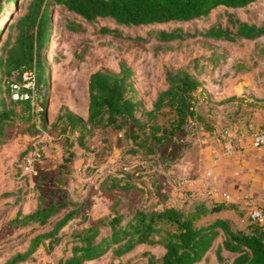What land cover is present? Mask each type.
<instances>
[{
  "label": "trees",
  "instance_id": "1",
  "mask_svg": "<svg viewBox=\"0 0 264 264\" xmlns=\"http://www.w3.org/2000/svg\"><path fill=\"white\" fill-rule=\"evenodd\" d=\"M256 1L27 0L25 10L12 20L6 38L0 40V145L8 141L9 126L32 121L38 131L48 127L58 129L60 137L66 141L64 146L74 139L85 149L89 148L88 137L97 129L103 135L109 130L123 132L117 139V144L121 145L124 136L129 138L123 153L142 154L151 160L164 155L161 148L172 135L195 125L193 100L197 102L195 92L204 81L189 65L167 68L166 87L158 91L152 107L146 108L136 87L134 69L126 61L120 62L118 70L99 67L90 74L86 118L61 105L54 120L49 122L47 105L39 110L38 104H41L40 97L47 96L50 90L48 51L54 39L55 11L66 12L61 19L74 31L79 29L74 20L92 23L108 19L116 26L101 25L98 32L123 36L122 26L157 27L145 35L127 37L145 42L152 38L170 42L201 36L240 45L264 35V20L252 21L240 15L241 11L253 8ZM217 13L219 17L202 28L190 30L184 26L211 19ZM30 71L36 76L37 95L14 98V84H20L22 90L28 89L24 86L27 81L24 76ZM39 112V120H34ZM162 113L170 115L169 124L159 122ZM130 121L135 128H130ZM74 157L75 152L69 150L64 164ZM162 158L169 159L165 155ZM106 185L130 189L131 174L125 171L120 176L112 175ZM73 204H76L73 200H53L47 205L39 201L28 213L19 210L12 224H49L50 227L33 234L25 249L15 251L0 264L22 262L41 244L50 250L60 243L63 238L60 231L82 208L80 204ZM233 207H237L234 202L217 201L212 206L197 203L189 211L175 204H141L135 210L116 209L70 233L71 247L66 248L56 264H88L98 261L107 252L120 258L134 250L137 252L131 256V264H207L212 251L217 264H264V225L251 218L256 223L245 231L234 228L225 217L201 222L209 213ZM103 227L109 230L104 232ZM159 248L163 251L155 250Z\"/></svg>",
  "mask_w": 264,
  "mask_h": 264
},
{
  "label": "rangeland",
  "instance_id": "2",
  "mask_svg": "<svg viewBox=\"0 0 264 264\" xmlns=\"http://www.w3.org/2000/svg\"><path fill=\"white\" fill-rule=\"evenodd\" d=\"M26 3L27 0H0V40L6 38L8 25L25 10ZM253 4V8L241 11L240 15L252 21L264 20V0ZM64 13L55 11L54 14V39L48 51L50 90L47 96L40 97L42 106L48 107L49 122L61 105L86 118L90 74L99 67L118 70L121 61H126L134 69L136 87L145 100L146 108L152 107L158 91L166 87L165 73L169 67L189 65L215 90L233 93L238 87L249 85L264 89V35L240 45L201 36L170 42L152 38L145 42L127 36L145 35L157 27L122 26L123 36H114L97 30L101 25L116 26L108 19L92 23L78 19L74 21L75 26L79 24V29L74 31L61 19ZM218 17L219 13L211 19L184 26L190 30L202 28ZM224 19L222 16L221 20ZM195 64L196 68L193 67ZM205 99L211 98L206 96L197 100L196 107L200 109L198 125L178 131L162 146L161 152L168 160L162 158L164 155L147 160L142 154H124L122 150L129 138L124 136L122 144L118 145L117 139L123 134L119 131L109 130L103 135L97 129L88 137L89 148L85 149L74 139L68 142L67 147L64 146L66 141L56 128L38 131L32 121L9 126L8 141L0 145V263L15 251L25 249L33 234L50 227L49 224L20 226L11 223L19 210L23 214L28 213L36 208L39 201L47 205L53 200H73L82 208L60 231L63 234L60 243L50 250L41 244L31 257L16 264H56L66 248L71 247L70 233L116 209L135 210L141 204H175L189 211L195 204L207 200L196 193L197 189L189 188L182 181L199 175L192 164L196 162L197 147L204 143L202 127L208 129L211 125L206 114L209 108H213ZM39 114H35L34 120H39ZM169 116L162 113L159 122L169 124ZM129 124L131 129L136 126L131 121ZM32 146L41 148L44 154L36 176L24 173L21 168L22 155ZM69 150L75 152V157L64 164ZM182 157L185 166L180 165ZM168 162V168H165ZM124 164L128 165L123 168ZM177 168L183 171L184 177L172 171ZM125 171L131 174L132 187L126 190L108 188L106 184L111 176H120ZM174 174L176 179H173ZM237 204L236 210L231 211L234 217L229 219L234 228L249 231L256 223L249 216V207L258 205L264 209V197ZM207 220L203 217L201 222ZM108 230L103 227L104 232ZM155 250L162 252L160 248ZM136 252L134 250L120 258L107 252L98 261L88 264H131V256ZM207 264H217L214 251L210 253Z\"/></svg>",
  "mask_w": 264,
  "mask_h": 264
},
{
  "label": "crops",
  "instance_id": "3",
  "mask_svg": "<svg viewBox=\"0 0 264 264\" xmlns=\"http://www.w3.org/2000/svg\"><path fill=\"white\" fill-rule=\"evenodd\" d=\"M203 85L195 95L197 99L206 96L211 98L205 101L213 105L206 114L212 126L208 125V129L202 127L204 143L197 147L195 165L191 164L199 175L206 176L204 181L198 180L187 186L197 189L196 193L202 194L208 205L227 201L237 206V202L244 204L264 197V146H253L250 136L254 128L264 130V89L249 85L229 93L210 88L205 82ZM199 113L197 106L194 126L198 125ZM224 131H228L229 135ZM180 165H186L183 164V157ZM172 171L184 177L181 169ZM175 175L173 179H176ZM232 210L235 211V207L212 212L204 217L208 220L216 217L233 218Z\"/></svg>",
  "mask_w": 264,
  "mask_h": 264
},
{
  "label": "built area",
  "instance_id": "4",
  "mask_svg": "<svg viewBox=\"0 0 264 264\" xmlns=\"http://www.w3.org/2000/svg\"><path fill=\"white\" fill-rule=\"evenodd\" d=\"M24 78L27 80L24 83V86L27 87V90H22L20 84H14V93L13 97L18 99H27L31 97H35L38 93V89L36 86V76L33 71L26 72ZM197 102L193 100V107H196ZM43 107L41 104H38V109L41 110ZM225 134H228V131H225ZM251 143L255 147L264 146V130L260 128H254L251 130ZM43 150L38 148L37 146H32L25 151L21 158V168L24 173L30 176H36L39 174V164L43 160ZM209 174V173H207ZM205 175H199L196 177H189L183 179L184 184H189L198 180H205ZM249 216L257 221L258 223L264 225V209L258 205H251L249 207Z\"/></svg>",
  "mask_w": 264,
  "mask_h": 264
}]
</instances>
